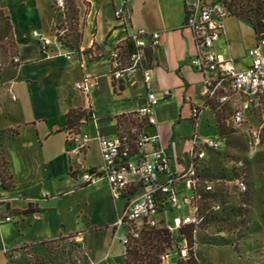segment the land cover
Returning a JSON list of instances; mask_svg holds the SVG:
<instances>
[{"label":"crops","instance_id":"obj_1","mask_svg":"<svg viewBox=\"0 0 264 264\" xmlns=\"http://www.w3.org/2000/svg\"><path fill=\"white\" fill-rule=\"evenodd\" d=\"M123 3L129 15L126 26H122L113 14L114 9ZM74 6L78 32L75 48L82 54L73 53L70 60H66L62 55L43 52L31 35L33 30L45 36L55 33L57 19L52 0H7L5 4L13 43L11 56L17 60L10 61L9 56L0 67V146L8 161L13 182L8 188L0 185V198L6 200V207L13 215L9 223L0 224V264H16L8 261L15 257L16 248L44 246L37 244L75 233L76 228L66 230L62 221L51 225L46 217L57 210L54 202L67 188L86 189L94 185H78L74 169L79 164L86 168L99 165L100 154L95 140L89 143L88 149L79 158L67 153V112L71 109L85 111L78 129L90 135L98 130L111 136L129 123L144 102V89L139 75L126 82L113 81L109 75L108 53L123 43L130 33L139 29L160 32L159 47L148 49L146 55L153 69L155 92L157 95L163 91L170 92L158 100L155 112L160 145L172 157L183 159L190 146L180 152L182 138L175 135V126L188 119L192 125V136L194 127L198 133L203 110L209 109L211 112L212 109L204 103L200 94L202 75L189 64L194 48L190 32L183 27L184 0H74ZM228 18H234L239 22V30L246 29L252 35L254 45L249 44L243 56L234 55L235 43L243 41V38L239 36L240 31H233L232 25L226 23ZM224 24L225 32L216 42V50L231 56L236 67L243 69L250 63L247 51L255 46L258 33L248 22L232 15L225 17ZM85 73L96 77L97 81V85L88 93H82L74 87V83ZM195 87H198V93L193 91ZM195 94L199 100L194 99ZM170 104L175 107L173 118L162 119L161 111H166ZM193 106L200 109L195 122L191 120ZM182 113L186 114L183 116ZM165 123L172 125L168 140L164 136ZM213 128L214 136L209 138L217 139L219 144L221 140L217 138L214 123ZM146 130L153 132L155 129L147 127ZM92 142L96 143L99 162L85 165ZM171 142L175 145L174 153L170 148ZM210 155L211 151L207 154L206 165L212 170ZM98 182H104L108 188L104 179ZM109 200L116 206V220L122 203H114L110 194ZM29 216L37 225L40 224L41 231L35 238L24 239L23 231L27 228L25 222ZM8 226L14 227L19 240L9 238L6 231ZM121 228L116 230L115 238L111 236L112 232L106 231V239L102 241L92 232H84L90 254L87 255L86 263L79 260V264H125L120 243L124 234H119ZM114 244L120 245L117 253L113 252ZM67 254L69 257L67 261L64 260L65 264H78L71 257L74 254L72 251Z\"/></svg>","mask_w":264,"mask_h":264},{"label":"built area","instance_id":"obj_2","mask_svg":"<svg viewBox=\"0 0 264 264\" xmlns=\"http://www.w3.org/2000/svg\"><path fill=\"white\" fill-rule=\"evenodd\" d=\"M54 5L61 19L55 33L45 36L33 30L31 35L43 52L56 53L70 60L73 53H82L64 44L68 32L64 0H54ZM183 9V27L190 32L194 48L189 64L202 75L200 94L204 103L215 110L227 109L230 124L234 128L252 124V135L258 139L264 131V53L260 51V46L264 44V32L258 33L255 46L247 51L249 65L238 69L231 56H225L215 47L225 32L224 19L230 15L224 0H184ZM113 14L122 26L129 22L128 9L124 3L114 9ZM262 24L264 26V17ZM159 45V31L139 29L109 51L111 79L126 82L139 75L144 89V102L132 117L135 121L121 126L114 135H105L98 130L93 135L81 131L72 133L68 138L67 153L79 158L92 140L97 142L99 165L86 168L79 164L74 169L78 176L76 181L78 185H90L104 179L111 200L122 203L116 222L118 227L124 229L120 238L123 256L129 250L130 240L139 237L141 228L162 225L168 229L172 243L178 247V258L186 259L188 242L180 229L190 226L195 234L207 213L217 215L223 209L216 187L220 179L206 165L207 154L218 147V141L193 134L183 159L172 157L160 145L155 107L158 100L170 92L163 91L160 95L155 92L153 69L146 55L148 49L158 48ZM16 60V57L10 56V61ZM96 85V77L89 73L83 74L74 83L75 89L82 93L90 92ZM199 115V107L193 106L192 122ZM147 127H154L155 130L148 132ZM229 182L239 192L246 191L242 177L234 176ZM182 207L185 208L183 216L175 217L173 226L167 225V210ZM12 219L6 200L0 198V224ZM3 251L6 253V249ZM170 252L159 256L161 264H168Z\"/></svg>","mask_w":264,"mask_h":264},{"label":"rangeland","instance_id":"obj_3","mask_svg":"<svg viewBox=\"0 0 264 264\" xmlns=\"http://www.w3.org/2000/svg\"><path fill=\"white\" fill-rule=\"evenodd\" d=\"M64 2L69 7L74 4V0H64ZM6 3L7 0H0V67L7 62L13 52V43L11 38L9 39L10 24ZM226 23L232 25L233 31H240L239 36L243 41L235 43L234 55L243 56L249 44L254 45L252 35L246 29L239 30V22L234 18H228ZM71 29L66 39L69 45L73 46L75 43L71 40L76 39L78 32L73 24ZM70 34H73L74 39H71ZM260 51L264 53V44L260 46ZM193 91L198 93V87ZM194 99L199 100L197 94ZM161 113L162 119H172L175 114L174 105L170 104L168 109L162 110ZM182 114L184 116L186 113ZM213 123L217 129V138L221 141L218 147L211 151L209 164L215 177L220 179L216 187L223 209L217 215L207 213L200 229L195 234L191 232L190 243L187 240V256H190V261L194 264H264V131L257 139L252 135V124L246 123L234 128L230 124L229 111L212 108L211 112L209 109H204L202 112L198 126L199 135L214 136ZM171 126L169 123L164 125V136L167 140L172 134ZM174 131L175 135L178 134L177 136L182 138L179 143L182 153L189 146L188 139L192 134V125L188 119L182 120L178 126H175ZM173 143L171 142L170 148L174 153ZM86 161L88 162L85 165L99 162L95 142L91 143ZM234 176L243 178L247 187L245 192H239L230 184L229 181H232ZM72 188H67L61 197L55 202L52 201L56 204L57 210L47 216L46 220L51 225H57L58 221H62L66 230L76 228L75 233L62 236L43 244L44 246L16 248L17 253L10 259L11 261L16 264H65L64 260L67 261L69 257L67 253L72 251L74 254L71 257L78 261V264L79 260L86 263L85 260L90 253L84 232H92L99 241L106 239V231L112 232L110 235L115 238L116 230L120 228L115 220L116 206L110 202L108 188L104 182L95 183L86 189ZM184 210L183 207L167 210L166 224L173 226L174 218L182 217ZM29 223L32 225L28 226ZM25 225L27 228L23 231L24 239L39 236L40 224L37 225L32 216L26 219ZM6 231L9 238L19 240L16 238L14 227L8 226ZM123 232L121 228L119 234ZM186 234L189 236L190 231H186ZM177 248L173 243L170 246L169 264H177L178 259L181 260L180 264H186L188 258H178ZM119 249L120 245L114 244L113 252L117 253ZM169 250L165 248L164 252Z\"/></svg>","mask_w":264,"mask_h":264},{"label":"trees","instance_id":"obj_4","mask_svg":"<svg viewBox=\"0 0 264 264\" xmlns=\"http://www.w3.org/2000/svg\"><path fill=\"white\" fill-rule=\"evenodd\" d=\"M224 3L227 7V10L230 15L240 18L248 22L255 29L256 25H263L262 19L264 14V0H224ZM52 7L55 10L56 16V27H59V22L61 21L57 9L55 8L54 1L52 2ZM75 6L74 4L66 6V18L68 22V32L72 31L71 24L75 26ZM71 15V16H70ZM71 19V21H70ZM72 22V23H71ZM74 30V29H73ZM67 36V34H66ZM65 36L64 44L71 49H76L75 45L70 46ZM71 39H74L73 34H70ZM11 37H9L10 39ZM78 38V33L76 34V39ZM75 40L71 42L75 43ZM85 111L81 109H71L67 112V141L69 136L72 133L79 132L78 125L79 122L84 118ZM135 120L132 118L128 122L133 123ZM217 122V121H216ZM196 133V128L193 129V134ZM0 185L4 188L11 187L13 185L12 175L8 168V161L5 158L4 152L0 146ZM217 196V195H216ZM220 199V198H219ZM221 201V199H220ZM222 202V201H221ZM186 231H190L189 236L186 234ZM180 232L187 238L190 243V235L192 228L184 227L180 229ZM61 237H58L59 239ZM51 241L40 242L37 245L47 244ZM172 245V237L167 228L162 225H158L152 228H141L138 238H132L129 242V250L124 256L125 264H161L159 256L164 253L165 248L168 250ZM9 258V256H8ZM189 261H185L186 264H194L190 261V256L188 257ZM10 262V258L8 259ZM181 260H177V264H180Z\"/></svg>","mask_w":264,"mask_h":264},{"label":"water","instance_id":"obj_5","mask_svg":"<svg viewBox=\"0 0 264 264\" xmlns=\"http://www.w3.org/2000/svg\"><path fill=\"white\" fill-rule=\"evenodd\" d=\"M255 31L257 33L264 32V26L263 25H256L255 26Z\"/></svg>","mask_w":264,"mask_h":264}]
</instances>
